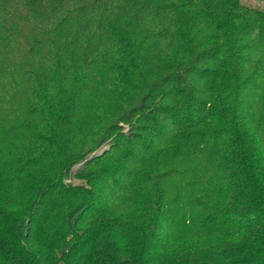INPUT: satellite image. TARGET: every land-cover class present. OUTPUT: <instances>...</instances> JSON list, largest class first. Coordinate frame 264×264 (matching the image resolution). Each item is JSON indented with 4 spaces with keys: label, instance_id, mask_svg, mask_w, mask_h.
I'll list each match as a JSON object with an SVG mask.
<instances>
[{
    "label": "trees",
    "instance_id": "trees-1",
    "mask_svg": "<svg viewBox=\"0 0 264 264\" xmlns=\"http://www.w3.org/2000/svg\"><path fill=\"white\" fill-rule=\"evenodd\" d=\"M0 264H264V10L0 0Z\"/></svg>",
    "mask_w": 264,
    "mask_h": 264
},
{
    "label": "rangeland",
    "instance_id": "rangeland-1",
    "mask_svg": "<svg viewBox=\"0 0 264 264\" xmlns=\"http://www.w3.org/2000/svg\"><path fill=\"white\" fill-rule=\"evenodd\" d=\"M242 2L245 3L248 6H252V7L264 10V0H242ZM106 148H107V146L100 147L96 151V154H101ZM79 166L80 165H77V167H75V169L79 168Z\"/></svg>",
    "mask_w": 264,
    "mask_h": 264
}]
</instances>
